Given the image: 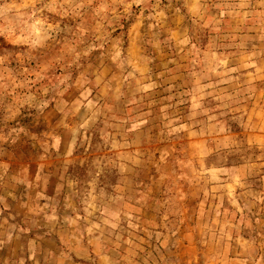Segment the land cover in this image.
Here are the masks:
<instances>
[{
  "label": "rangeland",
  "instance_id": "obj_1",
  "mask_svg": "<svg viewBox=\"0 0 264 264\" xmlns=\"http://www.w3.org/2000/svg\"><path fill=\"white\" fill-rule=\"evenodd\" d=\"M0 264H264V0H0Z\"/></svg>",
  "mask_w": 264,
  "mask_h": 264
},
{
  "label": "crops",
  "instance_id": "obj_2",
  "mask_svg": "<svg viewBox=\"0 0 264 264\" xmlns=\"http://www.w3.org/2000/svg\"><path fill=\"white\" fill-rule=\"evenodd\" d=\"M52 242H50V244H51Z\"/></svg>",
  "mask_w": 264,
  "mask_h": 264
}]
</instances>
